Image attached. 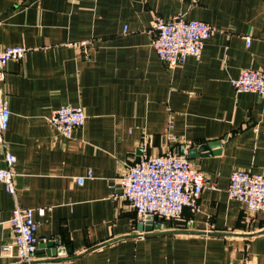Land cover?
<instances>
[{
    "label": "crops",
    "instance_id": "0c3cea01",
    "mask_svg": "<svg viewBox=\"0 0 264 264\" xmlns=\"http://www.w3.org/2000/svg\"><path fill=\"white\" fill-rule=\"evenodd\" d=\"M177 14L216 32L201 58L169 68L149 27ZM14 45L27 52L2 82L11 117L0 168L12 152L17 190L0 182V264H20L2 254L17 204L46 208L34 216L41 264H264V212L227 192L234 170L264 168V96L231 82L264 68V0H0V47ZM66 104L86 113L72 138L48 121ZM171 150L206 187L197 210L146 230L113 198L115 178L143 153Z\"/></svg>",
    "mask_w": 264,
    "mask_h": 264
},
{
    "label": "built area",
    "instance_id": "2783aa9c",
    "mask_svg": "<svg viewBox=\"0 0 264 264\" xmlns=\"http://www.w3.org/2000/svg\"><path fill=\"white\" fill-rule=\"evenodd\" d=\"M151 45L161 61L169 68L180 65L188 56L201 58L208 40L216 28L203 20H189L183 14L169 19L156 15L151 21ZM87 40L79 42L86 46ZM27 48L23 45L0 47V144L5 149V132L8 129L11 110L2 82L6 66L11 60L24 58ZM237 92H255L264 96V68H247L231 80ZM48 121L65 137L72 138L75 130L86 121L82 106L62 105L53 111ZM6 166L0 168V182L8 193L16 195V156L5 151ZM89 173L87 177H91ZM79 183L83 177L77 178ZM113 198L127 202L136 212L138 222L144 228L150 218L160 221H179L185 208L195 211L199 197L206 187L202 172L185 155L177 151L149 155L143 153L137 162L128 164L126 170L115 178ZM230 198L243 203L251 213L264 212V168L236 169L230 177L227 189ZM46 208H25L19 204L13 210L10 225L13 239L2 247L6 257H16L20 264H41L37 261L38 222L35 214L44 215ZM144 230V229H143Z\"/></svg>",
    "mask_w": 264,
    "mask_h": 264
},
{
    "label": "water",
    "instance_id": "95a60500",
    "mask_svg": "<svg viewBox=\"0 0 264 264\" xmlns=\"http://www.w3.org/2000/svg\"><path fill=\"white\" fill-rule=\"evenodd\" d=\"M144 229H146V230H151L152 227H150L149 225H146V226L144 227Z\"/></svg>",
    "mask_w": 264,
    "mask_h": 264
}]
</instances>
